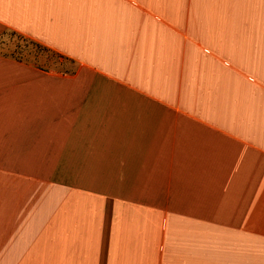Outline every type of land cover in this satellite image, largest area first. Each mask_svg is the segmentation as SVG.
<instances>
[{"label":"crops","instance_id":"obj_1","mask_svg":"<svg viewBox=\"0 0 264 264\" xmlns=\"http://www.w3.org/2000/svg\"><path fill=\"white\" fill-rule=\"evenodd\" d=\"M0 264H264V0H0Z\"/></svg>","mask_w":264,"mask_h":264},{"label":"rangeland","instance_id":"obj_2","mask_svg":"<svg viewBox=\"0 0 264 264\" xmlns=\"http://www.w3.org/2000/svg\"><path fill=\"white\" fill-rule=\"evenodd\" d=\"M12 54L15 56H31V57H42L41 59H48L44 62V66H50L51 61L54 62V66L57 67V64L60 65L61 71L67 70V64L65 61H61L60 56L50 52L43 47L30 42L29 40H25L20 36L13 35L12 36ZM64 64V65H63Z\"/></svg>","mask_w":264,"mask_h":264}]
</instances>
